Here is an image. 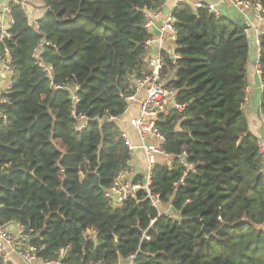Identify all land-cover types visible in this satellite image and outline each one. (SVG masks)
Segmentation results:
<instances>
[{"label": "trees", "instance_id": "obj_1", "mask_svg": "<svg viewBox=\"0 0 264 264\" xmlns=\"http://www.w3.org/2000/svg\"><path fill=\"white\" fill-rule=\"evenodd\" d=\"M163 1L37 0L34 27L9 0L12 23L0 41V60L12 69L0 92V226L22 225L42 261L264 264L263 160L243 110L251 44L247 28L206 6L174 7L176 57L159 51L160 78L183 108L157 116L171 163L152 165L150 189L172 215L142 189L120 205L105 195L132 160L109 118L124 113L136 80L150 73L147 23ZM253 1L264 10V0ZM40 42L51 78L32 57ZM80 117L86 125L76 131Z\"/></svg>", "mask_w": 264, "mask_h": 264}, {"label": "built area", "instance_id": "obj_2", "mask_svg": "<svg viewBox=\"0 0 264 264\" xmlns=\"http://www.w3.org/2000/svg\"><path fill=\"white\" fill-rule=\"evenodd\" d=\"M16 3L22 8L27 15V7L29 0H15ZM234 6L238 9H244L249 6H253L256 9V17L259 19H264V10L253 0H231ZM185 2L183 0H164L163 8H168V13L165 15L163 22L159 27V34L154 39L158 43H162L167 38L173 36L174 34V19L171 16V10L176 7L178 4ZM188 3V2H185ZM192 8L197 9L202 6H206L207 11L218 16L220 11L213 4L203 5L199 1L188 3ZM0 41L4 40L9 36L8 28L12 23V20L9 16L10 8L7 5H4L0 9ZM8 16V24L4 22L3 16ZM28 17V15H27ZM28 24L34 27H37L36 20H30L28 18ZM150 22L147 23V26L150 28ZM248 26V25H247ZM255 34V46L256 50L259 51V36L263 35L264 32H261L255 27L253 29ZM174 37V36H173ZM153 39H149L147 43ZM47 43V42H45ZM42 42L38 43L37 46L33 49L32 57L35 58L37 65L43 70L45 75L51 78L50 68L43 64V62L38 58L39 47ZM0 74H4L8 78V74H12V69L8 64L7 60H0ZM164 62L162 54L158 51L155 54L146 58V63L150 68V73L144 76L141 79L136 80V86L132 95L127 97V108L129 103L132 101H137V113L135 116L129 119V124L136 130L137 136L139 139L138 145L132 144L128 134L124 131H121V136L124 140L125 145L130 151L135 150L136 148L141 149L145 155L146 159V169L143 174L142 183H134L125 178L127 176V170L119 172L113 180L112 185L105 191V195L109 197L114 205H120L124 200L129 196H133L136 190L142 189L146 193V198L150 201V204L158 209L159 212H162L164 215L171 216L172 209L170 205L163 207V203L160 201L159 197L151 192L150 184V170L152 165L155 163L153 156L160 155L167 158L168 160L164 164L171 163V157L162 151L161 144L165 140L164 135L159 132L155 122L157 116L161 113L165 114L170 109L169 104L172 103V107L177 109H182V105H178L174 102V90L168 89L165 86L164 80L160 78L159 71ZM254 68L256 73L260 74V64H259V53L254 60ZM8 80V79H7ZM10 87L9 81L3 89H8ZM144 89L145 96L138 98L141 90ZM72 99L77 101V97L72 94ZM124 111V112H125ZM259 118L264 126V114L258 111ZM118 118L110 117L109 120H118ZM81 123L75 127L76 131L81 130L85 127L84 117H80ZM148 136H153L156 139V144H148L146 139ZM258 146L261 151L263 165L260 169L262 178L264 179V142L258 141ZM170 158V159H169ZM153 221V220H152ZM36 249L28 243V234L25 232L22 225L13 224L7 227L0 226V262L1 264H8L12 254L17 255L25 264H38V262H45L39 259L35 253ZM133 257V256H132ZM46 263H60L59 261H47ZM85 264H102L101 262H87ZM130 264V263H129Z\"/></svg>", "mask_w": 264, "mask_h": 264}, {"label": "crops", "instance_id": "obj_3", "mask_svg": "<svg viewBox=\"0 0 264 264\" xmlns=\"http://www.w3.org/2000/svg\"><path fill=\"white\" fill-rule=\"evenodd\" d=\"M188 3H192L195 1L201 2L203 5L205 4H215L218 10L220 11L221 15H226L229 18H237L239 20L244 21V24L248 27L246 31L248 32V38L251 44V51H252V58L248 63L247 68V86H246V99L243 105L244 113L247 117L248 121V129L252 135H254L258 140L264 142V127L262 122L259 118L258 111H259V100L261 94V81L260 75L256 73L254 68V60H255V46L253 44V40L255 38V34L253 29L257 27V29L261 32H264V19H259L256 17V9L253 6L246 7L244 9H238L234 6L231 0H183ZM9 3V0H0V9ZM165 7L162 11L153 13L150 15V30L153 34V30L161 25L164 20L165 15L168 12H165ZM42 10L38 7L37 0H31L30 4L27 7V15L30 20H36L38 16L41 14ZM1 13V12H0ZM4 22L8 24V16L4 15ZM156 36L152 35V41L148 44V53L147 57L155 54L160 50H165L171 57L175 56V43L174 37L171 36L167 38L162 43H158L154 38ZM1 64V61H0ZM8 78L0 74V92L3 90L4 86L7 83ZM145 96L144 89L138 95V98H142ZM169 107L172 108V103L169 104ZM137 113V101H132L129 103L128 109L120 116L117 120L121 127V131H124L128 134L132 144L138 145L139 139L137 136L136 130L129 124V119L135 116ZM148 144H156V139L153 136H148L146 139ZM143 151L141 149L136 148V151ZM134 151V150H133ZM133 151H131L133 153ZM134 152V153H135ZM141 153V154H142ZM144 158L141 159V162L136 164L135 166L132 161L134 160V154L132 156V160L130 162V168L126 173L127 176L125 178L129 181H133L134 177L137 174L143 175L146 169V159L143 153ZM155 162L165 163L168 159L162 157L160 155L153 156ZM170 159V158H169ZM11 263L13 264H25L17 255L12 254L10 258ZM38 264H48L46 262H38ZM55 264V263H51ZM63 264V263H57ZM120 264V263H119Z\"/></svg>", "mask_w": 264, "mask_h": 264}, {"label": "water", "instance_id": "obj_4", "mask_svg": "<svg viewBox=\"0 0 264 264\" xmlns=\"http://www.w3.org/2000/svg\"><path fill=\"white\" fill-rule=\"evenodd\" d=\"M164 11H165V12H168L169 10H168V8H165ZM232 20H234L235 22H237L239 25L243 26L244 28H247V27H248V26H246V25L244 24V21H242V20H239V19H237V18H232ZM153 34H154L155 36H158V34H159V29H158V28H155V29L153 30ZM171 58L173 59L174 57H171ZM3 76H4V74H3ZM8 77H11V75L8 74ZM168 136H169V133H167V134L164 136V139H167Z\"/></svg>", "mask_w": 264, "mask_h": 264}, {"label": "rangeland", "instance_id": "obj_5", "mask_svg": "<svg viewBox=\"0 0 264 264\" xmlns=\"http://www.w3.org/2000/svg\"><path fill=\"white\" fill-rule=\"evenodd\" d=\"M263 125V124H262ZM264 127V126H263ZM135 150L133 151L132 153V156L134 154V160L132 161V163L137 166L136 164L140 163L141 162V159L144 158L143 156V153L139 150V151H136L135 153ZM142 153V154H141Z\"/></svg>", "mask_w": 264, "mask_h": 264}]
</instances>
